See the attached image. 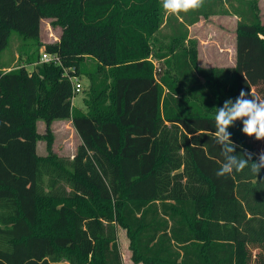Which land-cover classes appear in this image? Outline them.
Segmentation results:
<instances>
[{"label":"trees","instance_id":"trees-1","mask_svg":"<svg viewBox=\"0 0 264 264\" xmlns=\"http://www.w3.org/2000/svg\"><path fill=\"white\" fill-rule=\"evenodd\" d=\"M259 2L204 0L177 15L162 0H0V57L12 32L36 47L32 71L0 64V264H123L118 225L136 262L264 264V169L217 176L214 138L226 98H264ZM214 14L239 17L235 66L198 62L190 26ZM45 17L62 29L54 42L41 41ZM40 46L61 64L41 61ZM86 57L96 66L83 110L64 68L80 74ZM60 119L80 136L73 158L53 148ZM241 128L229 129L238 145L264 149Z\"/></svg>","mask_w":264,"mask_h":264},{"label":"rangeland","instance_id":"rangeland-1","mask_svg":"<svg viewBox=\"0 0 264 264\" xmlns=\"http://www.w3.org/2000/svg\"><path fill=\"white\" fill-rule=\"evenodd\" d=\"M223 14H214L202 16L198 24H194L190 31V38L196 39L198 43V62L202 66H231L236 64L237 53L233 55V32H236V20L229 16H221ZM264 22V13L262 14ZM163 27V26H161ZM62 29L58 25L52 24L51 17H45L41 20L40 38L43 43L54 42L60 38ZM161 32L166 33L167 30L163 27ZM161 32L157 34L160 37ZM161 38V37H160ZM164 43L168 40L163 39ZM26 44L24 39L16 32H12L8 45L1 52L0 64L1 68L8 71L17 66L25 65L29 71H32L35 64L27 63V52H32L36 49L35 46ZM44 50V46L39 47V53ZM235 56V57H234ZM149 58L154 62L157 70H160L162 61L151 53ZM96 66V60L92 57H86L82 64V73L77 74L79 81L82 83L83 89L76 92L74 104L81 106L83 110H87L84 104V98L88 96L90 87V79L88 72ZM75 71V67H69ZM54 132L53 148L61 157L73 158L79 144L81 143L80 136L72 125L70 120H55L52 125ZM37 128L40 133H44L46 125L43 120L37 122ZM39 154H46V141L40 139L37 143ZM117 243L122 256L123 264H144L136 262L132 258V250L130 248V239L125 228L118 225L117 227ZM257 250H253V255Z\"/></svg>","mask_w":264,"mask_h":264},{"label":"clouds","instance_id":"clouds-1","mask_svg":"<svg viewBox=\"0 0 264 264\" xmlns=\"http://www.w3.org/2000/svg\"><path fill=\"white\" fill-rule=\"evenodd\" d=\"M204 0H162V6L168 14H179L203 6ZM264 40V34L257 33ZM214 138L221 146L224 161L217 170V176L232 175L249 168L253 174L259 175L264 169V149L258 153L243 149L233 139L229 131L236 122L242 123L241 132L256 140H264V98L253 91L241 88L239 95L228 97L219 105L214 116ZM243 149V155H238L237 148ZM255 157V159H254Z\"/></svg>","mask_w":264,"mask_h":264},{"label":"built area","instance_id":"built-area-1","mask_svg":"<svg viewBox=\"0 0 264 264\" xmlns=\"http://www.w3.org/2000/svg\"><path fill=\"white\" fill-rule=\"evenodd\" d=\"M40 60L43 62H53L55 64H61V58L58 54L50 53L44 50H42ZM64 74L72 81L75 93L80 92L83 89L82 83L79 81L78 77L76 75L70 74V68L65 67Z\"/></svg>","mask_w":264,"mask_h":264},{"label":"crops","instance_id":"crops-1","mask_svg":"<svg viewBox=\"0 0 264 264\" xmlns=\"http://www.w3.org/2000/svg\"><path fill=\"white\" fill-rule=\"evenodd\" d=\"M259 4H260V9H261V18H262V14L264 13V0H260V2H259ZM221 16H229V17H231V18H233V19H235L236 20V27H237V21H238V19H239V17H238V15H236V14H223V15H221ZM201 20V19H200ZM202 21V20H201ZM199 23V21L197 22V23H195V24H198ZM192 26H194V25H192ZM192 26H190V31H191V28H192ZM233 55H235V51H236V45H237V33L236 32H233ZM236 53H237V51H236ZM235 57V56H234ZM231 66H235V64L234 65H231ZM75 97V96H74ZM74 97H73V99H72V103H73V105L74 106H76L75 104H74ZM77 107H79V108H81V106H77ZM61 120H65V119H60L59 121H61ZM66 120H69V119H66ZM58 121V120H57ZM71 121V120H70ZM72 123V122H71Z\"/></svg>","mask_w":264,"mask_h":264}]
</instances>
